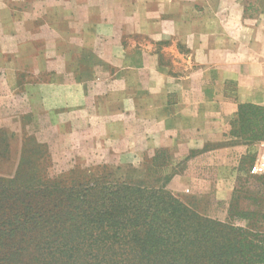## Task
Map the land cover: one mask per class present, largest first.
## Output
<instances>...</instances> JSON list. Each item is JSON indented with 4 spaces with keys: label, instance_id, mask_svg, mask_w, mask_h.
<instances>
[{
    "label": "crops",
    "instance_id": "0c3cea01",
    "mask_svg": "<svg viewBox=\"0 0 264 264\" xmlns=\"http://www.w3.org/2000/svg\"><path fill=\"white\" fill-rule=\"evenodd\" d=\"M242 102L264 107V7L248 8L247 0H0L2 125L47 114L48 126L93 130L94 138L97 126L108 141L120 135L146 150L154 140L177 144L183 131L224 140L221 128ZM232 174L227 168L215 176ZM214 185L221 210L212 217L226 221L233 183Z\"/></svg>",
    "mask_w": 264,
    "mask_h": 264
},
{
    "label": "rangeland",
    "instance_id": "374dc122",
    "mask_svg": "<svg viewBox=\"0 0 264 264\" xmlns=\"http://www.w3.org/2000/svg\"><path fill=\"white\" fill-rule=\"evenodd\" d=\"M254 6L264 7V0H247L248 8ZM23 115L8 125L0 124V192L6 188L11 196H17L23 190L15 188L31 193L49 190L53 198H48V204H53L56 197H76L93 184L164 189L196 212L227 225L214 226L206 243L209 250H217L221 240H234L237 232L233 227H242L254 245L264 246V171L258 170L257 161L264 154V137L246 138L236 121L221 128L229 135L224 140L213 142L204 133L183 131L177 144L154 140L146 150L143 144H134L139 145V151L132 152L134 145L125 141L126 137L114 136L108 141L97 126L94 138L93 130L78 133L73 127L48 126L47 114L32 122L29 114ZM221 147L217 156L215 150L212 157L204 153ZM227 168L233 171L232 177L215 176L216 171ZM9 179L13 184L6 181ZM214 184L232 186L226 221L212 217L221 210L220 192ZM243 219L245 225L241 226L237 220Z\"/></svg>",
    "mask_w": 264,
    "mask_h": 264
},
{
    "label": "trees",
    "instance_id": "16d2710c",
    "mask_svg": "<svg viewBox=\"0 0 264 264\" xmlns=\"http://www.w3.org/2000/svg\"><path fill=\"white\" fill-rule=\"evenodd\" d=\"M234 121L246 138L264 137L263 106L238 103ZM15 190L0 192V264H264V246L242 227L209 250L214 226L227 225L164 189L93 184L53 204L49 190Z\"/></svg>",
    "mask_w": 264,
    "mask_h": 264
},
{
    "label": "built area",
    "instance_id": "2783aa9c",
    "mask_svg": "<svg viewBox=\"0 0 264 264\" xmlns=\"http://www.w3.org/2000/svg\"><path fill=\"white\" fill-rule=\"evenodd\" d=\"M257 161H258V164H259L258 170L259 171H264V154L258 156Z\"/></svg>",
    "mask_w": 264,
    "mask_h": 264
}]
</instances>
